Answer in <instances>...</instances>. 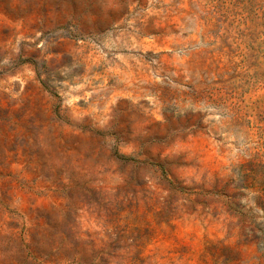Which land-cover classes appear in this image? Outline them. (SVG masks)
Wrapping results in <instances>:
<instances>
[{
  "label": "rangeland",
  "instance_id": "374dc122",
  "mask_svg": "<svg viewBox=\"0 0 264 264\" xmlns=\"http://www.w3.org/2000/svg\"><path fill=\"white\" fill-rule=\"evenodd\" d=\"M0 264H264V0H0Z\"/></svg>",
  "mask_w": 264,
  "mask_h": 264
}]
</instances>
